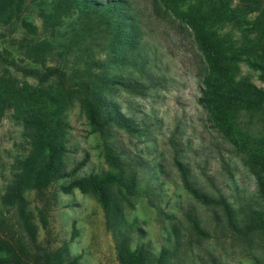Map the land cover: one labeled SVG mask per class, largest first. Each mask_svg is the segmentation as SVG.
<instances>
[{
	"label": "trees",
	"instance_id": "1",
	"mask_svg": "<svg viewBox=\"0 0 264 264\" xmlns=\"http://www.w3.org/2000/svg\"><path fill=\"white\" fill-rule=\"evenodd\" d=\"M160 1L187 25L202 52L207 67L199 101L208 109L213 126L236 150L247 154L257 170L258 207L249 205L236 214L223 195L196 186L186 166L175 161L182 186L203 205L220 208L225 226L239 238L264 234V88L241 70L244 65L264 80V0H240L233 5L232 0ZM28 4L34 6L49 34L38 38L36 26L23 19L21 54L41 69L19 70L33 76L36 86H18L10 77H0V115L7 106L14 108L27 144V153L16 161L5 203L16 209L35 245L37 226L24 199L26 189L43 194L59 183L62 193L90 192L105 211L121 264H162L168 254L165 248L156 256L143 244L132 246L124 208L135 190L136 175L128 170L120 152L104 140L105 160L112 170L101 175H78L85 159L70 167L66 161L68 124L62 113L73 101L104 139L113 128L127 133L141 130L106 95L115 86L143 94L147 87L143 79L158 84L140 52L141 30L125 12L127 1L30 0ZM29 5L25 0H0V18L9 21ZM66 19L69 29L61 32ZM51 60L55 63L48 64ZM129 67L136 70L135 75L110 73ZM187 219L195 234L207 235L198 219L190 214ZM0 264H76V259H69L64 247L30 252L21 240L0 235Z\"/></svg>",
	"mask_w": 264,
	"mask_h": 264
},
{
	"label": "rangeland",
	"instance_id": "2",
	"mask_svg": "<svg viewBox=\"0 0 264 264\" xmlns=\"http://www.w3.org/2000/svg\"><path fill=\"white\" fill-rule=\"evenodd\" d=\"M126 1L125 12L141 30L140 52L158 84L143 79L147 85L143 94L119 86L106 94L136 122L141 129L138 133L113 128L104 139L87 123L78 103L69 104L62 113L68 124V166L85 159L78 175H101L112 170L105 160L104 140L120 152L128 170L136 175L135 190L124 208L132 246L143 244L156 256L165 248L168 254L162 264H264V234L239 238L225 226L220 208L203 205L183 188L175 165V161L182 162L196 186L223 195L236 214L245 212L249 205L258 207L257 170L248 155L236 150L213 126L208 109L199 101L207 66L191 30L160 0ZM29 2L25 0L27 6ZM238 2L232 0V5ZM33 7L29 5L9 21L0 18V77H10L18 86L37 84L19 67L41 69L21 54L23 19L36 26L38 38L49 34ZM68 22L66 19L61 32L69 29ZM224 30L227 28L221 32ZM54 63L51 60L48 64ZM241 70L264 88L257 72L244 65ZM119 71L135 75L136 70L114 68L110 73ZM23 131L14 108H4L0 115V235L21 240L30 252L64 247L76 264H121L105 211L95 195L77 189L62 193L59 183L43 194L24 191L37 226L33 245L18 212L4 201L17 171L16 161L27 153ZM187 214L198 219L206 236L194 233Z\"/></svg>",
	"mask_w": 264,
	"mask_h": 264
}]
</instances>
